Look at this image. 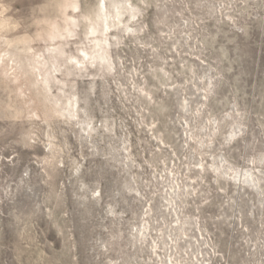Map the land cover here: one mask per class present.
<instances>
[{
	"label": "rangeland",
	"instance_id": "rangeland-1",
	"mask_svg": "<svg viewBox=\"0 0 264 264\" xmlns=\"http://www.w3.org/2000/svg\"><path fill=\"white\" fill-rule=\"evenodd\" d=\"M0 264H264V0H0Z\"/></svg>",
	"mask_w": 264,
	"mask_h": 264
}]
</instances>
